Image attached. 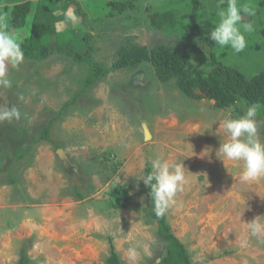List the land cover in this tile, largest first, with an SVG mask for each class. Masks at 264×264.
Wrapping results in <instances>:
<instances>
[{
  "label": "rangeland",
  "instance_id": "rangeland-1",
  "mask_svg": "<svg viewBox=\"0 0 264 264\" xmlns=\"http://www.w3.org/2000/svg\"><path fill=\"white\" fill-rule=\"evenodd\" d=\"M26 1L35 7L38 0H0V27L11 30L10 9ZM77 1L83 18L65 2L52 7L58 36L82 50L88 35L93 60L104 69L128 41L167 47L205 73L211 55L245 76L264 70L261 0H237L254 12L241 13L254 31L244 33L246 47L239 53L193 32L211 31L226 0H137L132 8L126 0ZM167 11L175 27H150V15ZM29 22L12 30L21 40ZM86 71L60 54L8 65L12 87L0 86V107L16 106L21 118L0 123V264H18L22 246L28 264H105L111 246L121 264H131L126 251L133 246L140 253L137 264H161L165 244L148 217L149 193L139 180L156 156L185 168L183 190L165 215L191 262L264 264V237H250L246 225L257 216L264 220V181L242 182V163H224L216 155L223 138L219 121L229 112L233 118L243 114L185 97L174 81H158L150 63L109 72L82 91ZM256 119L264 142V112ZM49 122L52 143H34ZM117 200L120 206L113 208Z\"/></svg>",
  "mask_w": 264,
  "mask_h": 264
},
{
  "label": "trees",
  "instance_id": "trees-1",
  "mask_svg": "<svg viewBox=\"0 0 264 264\" xmlns=\"http://www.w3.org/2000/svg\"><path fill=\"white\" fill-rule=\"evenodd\" d=\"M40 1H37L34 8L29 1L14 5L9 11V28L11 30L23 28L29 17V33L22 39L24 59L41 62L54 54L67 57L87 69L82 91L87 90L98 81H102L109 72L134 70L142 63H150L158 81L161 83L174 81L178 91L189 99L213 101L214 107L217 109L233 108L240 114H244L249 105L259 104L258 115L264 112V70L254 76H245L237 69L219 63L211 55V61L209 59L208 62L210 70L205 73L192 63L189 57L178 55L167 47L158 46L148 49L131 45L128 41L122 44L117 51V58L113 65L104 69L93 60V48L88 35L83 38L84 49L82 50L77 49L69 42H64L58 36L56 27L59 21L52 11V7L65 2L74 6L77 14L83 18L86 15L81 12L79 2L77 0H47L46 3H41ZM136 2L137 0H126V5L132 8ZM110 5H114V3ZM258 6L264 10V0H261ZM148 22L150 27L155 29L173 28L177 24L174 14L170 11L152 14L148 17ZM193 32L197 33L205 43L213 42L208 36L210 30L199 29L197 32ZM262 34L264 35V28ZM75 100L76 96L66 102L62 111L73 105ZM51 124L52 122H49L43 127L34 143H52L49 136ZM28 151L29 147L22 150L17 158H23ZM149 170L150 165L147 164L144 173L146 174ZM147 191L150 193L149 187H147ZM149 199L148 217L156 224L157 235L165 244V256L161 260V264H200L191 262L185 246L172 234L166 215L162 218L157 217L153 211L150 195ZM118 201L112 203L113 208L120 206ZM28 263L26 248L22 246L18 264ZM105 264H121L112 246Z\"/></svg>",
  "mask_w": 264,
  "mask_h": 264
},
{
  "label": "clouds",
  "instance_id": "clouds-1",
  "mask_svg": "<svg viewBox=\"0 0 264 264\" xmlns=\"http://www.w3.org/2000/svg\"><path fill=\"white\" fill-rule=\"evenodd\" d=\"M224 0H221V4ZM226 7L218 6L217 20L209 32V38L220 49L231 48L234 52H242L246 47L244 33L254 31L252 24L241 22V13L254 15L251 8L239 6L237 0H226ZM24 59L22 40L14 31L0 27V86L11 88L12 81L7 78L8 65L16 68ZM259 104L249 105L246 112L238 118H233L231 112L219 121V129L223 131L217 157L225 161L242 163L240 177L245 183H261L264 181V142L257 134V115ZM21 112L16 106L0 107V123L19 120ZM212 126V125H211ZM150 170L142 175L144 185L150 188L153 211L157 217H164L175 203V196L183 190L185 183V168L181 163L170 164L162 156L149 159ZM241 203L247 204L243 197H237ZM257 216L246 223L250 237L261 240L264 237V220ZM247 241L242 242L245 247ZM148 249L145 247V252ZM131 264H137L140 253L136 247L126 251Z\"/></svg>",
  "mask_w": 264,
  "mask_h": 264
},
{
  "label": "water",
  "instance_id": "water-1",
  "mask_svg": "<svg viewBox=\"0 0 264 264\" xmlns=\"http://www.w3.org/2000/svg\"><path fill=\"white\" fill-rule=\"evenodd\" d=\"M242 19H245V17H244V16H242V17H241V20H242Z\"/></svg>",
  "mask_w": 264,
  "mask_h": 264
},
{
  "label": "crops",
  "instance_id": "crops-1",
  "mask_svg": "<svg viewBox=\"0 0 264 264\" xmlns=\"http://www.w3.org/2000/svg\"><path fill=\"white\" fill-rule=\"evenodd\" d=\"M14 6V5H13ZM27 36V35H26Z\"/></svg>",
  "mask_w": 264,
  "mask_h": 264
}]
</instances>
